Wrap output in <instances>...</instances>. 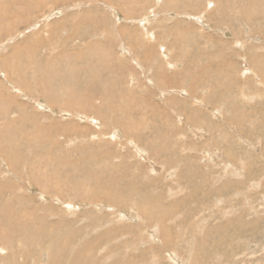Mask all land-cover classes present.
I'll list each match as a JSON object with an SVG mask.
<instances>
[{"label": "rangeland", "instance_id": "obj_1", "mask_svg": "<svg viewBox=\"0 0 264 264\" xmlns=\"http://www.w3.org/2000/svg\"><path fill=\"white\" fill-rule=\"evenodd\" d=\"M0 209V264H264V0H0Z\"/></svg>", "mask_w": 264, "mask_h": 264}, {"label": "bare ground", "instance_id": "obj_2", "mask_svg": "<svg viewBox=\"0 0 264 264\" xmlns=\"http://www.w3.org/2000/svg\"><path fill=\"white\" fill-rule=\"evenodd\" d=\"M87 92V91H86ZM85 92V93H86ZM84 93V92H83ZM84 93V94H85ZM81 96H82V94H81ZM85 96V95H84ZM90 98H91V96H90ZM84 99V98H83ZM85 99H88V98H85ZM89 100V99H88ZM85 101H87V100H85ZM90 101V100H89ZM50 104V103H49ZM81 107H83V105H81ZM200 131H202V130H200ZM154 169H155V167H154ZM42 185V184H41ZM44 186H46V185H44ZM48 187V186H47ZM44 189L43 190H45V187H43ZM53 189V188H52ZM51 190V189H50ZM57 190V189H56ZM46 191V190H45ZM49 193V192H48ZM103 193V192H102ZM105 193V192H104ZM101 196H102V194H101ZM104 196V195H103ZM52 197H53V195H52ZM88 198V197H87ZM93 199V201H94V198H92ZM1 210V209H0ZM4 213V212H3ZM8 213V212H7ZM10 218L11 217H9V220H8V222L6 223L7 225H8V227H9V232H11V233H14L16 230H19V227H24L25 229H23V230H20V231H23V232H30L31 231V222L28 220V218H26V219H23V220H20L19 221V224H18V226H15V224L10 220ZM43 231V230H42ZM25 234H28V233H23V235H25Z\"/></svg>", "mask_w": 264, "mask_h": 264}]
</instances>
